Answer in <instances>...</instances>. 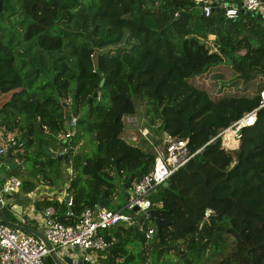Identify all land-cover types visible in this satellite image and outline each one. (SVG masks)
Returning <instances> with one entry per match:
<instances>
[{
  "label": "trees",
  "instance_id": "obj_1",
  "mask_svg": "<svg viewBox=\"0 0 264 264\" xmlns=\"http://www.w3.org/2000/svg\"><path fill=\"white\" fill-rule=\"evenodd\" d=\"M37 1L54 6L53 21L26 36L33 17L24 5ZM221 1L211 0L205 16L195 0H0V137L13 158L31 162V171L45 173L61 162L72 172L64 190L73 216L56 201L40 200V208L53 205L57 220L72 223L100 195L120 196L114 210L122 207L128 196L123 183L138 180L153 163L145 139L132 145L120 138L122 114L141 108L145 130L188 136L195 148L258 105L264 20L240 8L228 19ZM83 71L97 87L78 104ZM168 80L181 90L167 94ZM262 112L264 106L255 124L243 129L232 156L210 143L167 185L151 190L152 218L104 229L109 246L98 252L97 264H264V134L244 135ZM71 115L76 126L93 133L92 154L58 139L60 148H68L66 163L48 155L42 148L47 144L37 139L39 152L31 155L36 132H64ZM21 186L24 193L35 188L26 179ZM205 208L211 209L207 217ZM1 210L13 223L8 208ZM154 218L168 223L157 229ZM148 222L154 232L146 240ZM44 259L53 264L50 255Z\"/></svg>",
  "mask_w": 264,
  "mask_h": 264
},
{
  "label": "built area",
  "instance_id": "obj_2",
  "mask_svg": "<svg viewBox=\"0 0 264 264\" xmlns=\"http://www.w3.org/2000/svg\"><path fill=\"white\" fill-rule=\"evenodd\" d=\"M232 1L234 3L222 0L219 4L223 9L224 16L228 19H234L239 8L255 16L257 14L264 15V2L261 0ZM195 2L203 15L207 16L210 13L212 9L211 0H195ZM263 106L264 87L259 91V102L255 108L243 112L241 116L227 126L220 128L213 136L195 148L191 146L188 136H177L167 130L154 134V132L144 129L143 118L138 114H122L120 121L123 129L120 138L132 145H138L143 138L151 145L153 154L151 169L138 180L129 182L126 192L127 200L122 207L114 210L95 204L91 208L83 209L74 222L63 223L55 218L53 205L45 206L42 208L39 217V222L43 228L40 229L36 226L34 228L46 239L49 247L34 234L0 221V264H49L44 259L45 256L50 255L58 248L76 249L80 252L79 258L90 262V264H97L98 252L109 246V242L101 233L104 229L118 223L136 224L139 214L149 209L148 194L151 190L166 181L174 171L185 165L206 145L218 142L219 148L232 156L233 151L238 149L241 144L243 129L255 124L257 111ZM76 122V115H71L67 129L58 133L57 137L64 140L71 138L75 134ZM10 141L13 142L12 139ZM7 151L8 144L5 143L0 147V162L7 155ZM66 151L68 148L62 147L60 153L64 154ZM20 185V180L14 176L5 175L2 178L0 183V202L2 205H10L13 202L7 197L16 195V190ZM58 203L65 206L66 216H73L71 210L72 197L66 191L62 197L58 198ZM134 207H137L136 211ZM210 213L211 209L205 208L203 216L207 217ZM138 227L143 230L142 223ZM153 232L154 229L148 222V227L143 230L145 239L149 240Z\"/></svg>",
  "mask_w": 264,
  "mask_h": 264
},
{
  "label": "rangeland",
  "instance_id": "obj_3",
  "mask_svg": "<svg viewBox=\"0 0 264 264\" xmlns=\"http://www.w3.org/2000/svg\"><path fill=\"white\" fill-rule=\"evenodd\" d=\"M24 8L33 17V24L31 23L30 26L28 27L26 36H28L29 34H33V33L38 34L37 28L43 29L46 25H48L50 22L53 21L54 6L50 3L46 4L45 2L37 1V2L25 4ZM209 37L212 38L211 36ZM43 38H44L43 35L40 34L39 39L43 40ZM48 42L49 40L44 41L45 44H47ZM87 72L88 71L82 72L83 75L79 81V88L75 94V99L78 101V104H80V102L83 100L86 94H89L90 90L97 87V80L93 81L92 85L89 84L92 78L85 77V74ZM83 81L87 82V85L84 84L85 85L84 87H83ZM168 81L169 82L167 83L168 85L167 94L174 95V93H177L179 90H181L171 80H168ZM7 97H8V94L5 93V95H3V98L6 99ZM136 112L139 115H142L141 108H137ZM263 116H264V112L260 113L259 115L260 122L258 123V125H256L252 129L244 131L245 136L253 137L256 135L264 134V117ZM75 132L77 134V137H74L75 135H73L71 138L68 139L69 143L70 144L72 143L71 147L75 151H83L84 153L89 154V155L92 154V152L94 151L93 133L84 130L81 126H75ZM158 133H161V131H159ZM37 139L43 140L47 144V147L54 150L55 152L59 153V151H61L60 146L56 144V142H58V139H59L57 135L55 133H51V132L44 130V132L42 133L36 132L33 144L29 149L31 155H34L39 152L37 148V143H36ZM2 140H3V143L5 144L4 139ZM41 157L46 158L42 154H41ZM12 160L13 162H16L18 165L17 167L13 168L11 171L7 169L6 164H2L0 166V183H1L2 178L5 177V175L6 176L11 175V176L18 178L20 182L23 179L29 180L35 187H38V188H42V185L50 181L51 184H48V185H52L51 187L58 189L59 187L60 188L66 187L68 179L72 173L70 167H68L66 164L61 163V162L60 163L55 162L51 168H48L47 170L44 171L46 173L45 174V173H42L37 168H34L33 171H31L30 161H20L16 158H13ZM113 180L119 183L118 177L113 178ZM23 193H24V189L20 185V187L16 190L15 194L17 195V198H20L23 195ZM7 198L16 200V198H13L12 196L7 197ZM121 203H122V198L120 196H115L105 205V207L107 209H114L116 208L118 204H121ZM55 254L57 255L59 259H61L63 256L74 257V256H71L74 254L73 249L68 251V250L58 248Z\"/></svg>",
  "mask_w": 264,
  "mask_h": 264
},
{
  "label": "crops",
  "instance_id": "obj_4",
  "mask_svg": "<svg viewBox=\"0 0 264 264\" xmlns=\"http://www.w3.org/2000/svg\"><path fill=\"white\" fill-rule=\"evenodd\" d=\"M231 2L234 3V1ZM210 36L213 37L212 35ZM2 139L3 138L0 137V147L5 145ZM51 186L52 185H48L45 183L44 185H42V188L35 187L31 192L23 193V195L20 198H16V200H12L13 202L10 205H4L8 208L9 215L14 220L13 223L28 227L36 226L42 229L43 227L39 222L40 213L42 211V208L39 207V201L45 199L53 202L56 201L58 203V198L62 197V194L65 192L64 188L59 187L58 189H55L54 187ZM19 200L21 201V212L14 207V204L17 203ZM105 200H107L108 203L111 199H105ZM56 250L53 252V254L57 257V255L55 254ZM64 250L69 251L72 249H64ZM73 251L74 254L71 256L79 257L80 252L76 249H73Z\"/></svg>",
  "mask_w": 264,
  "mask_h": 264
},
{
  "label": "water",
  "instance_id": "obj_5",
  "mask_svg": "<svg viewBox=\"0 0 264 264\" xmlns=\"http://www.w3.org/2000/svg\"><path fill=\"white\" fill-rule=\"evenodd\" d=\"M243 10V9H242ZM248 12V11H247ZM250 13V12H248ZM260 19H264V15L263 14H257L256 15V20L259 21ZM227 64H230V60H227L226 61ZM97 93L98 92H95L93 94V96H97ZM127 98H125L126 100ZM62 106L63 107H67V103L66 102H62ZM39 127L41 129H44V127L42 125H39ZM25 140H23L24 142ZM64 141H62L63 143ZM16 146V144H14ZM45 152L50 155L51 157H56L57 160H64L66 163L69 161V158L67 157V155L65 154H62V153H57L55 151H52L51 149H49L48 147H45L43 146ZM13 157H12V153L10 151H8L7 155L2 159V161L0 162V166L2 164H6L7 166V169L9 171H11L13 168L17 167V163L16 162H13ZM112 162L114 163V160H112ZM129 182H130V178H127L126 181L123 183V193L125 194L127 192V188H128V185H129ZM163 186L167 185V181H164L162 183ZM13 198H17V195H13ZM107 204V200L104 199L103 195H100V200L97 204V206L99 207H105V205ZM2 203L0 202V221L4 222V223H8V224H11L15 227H18L26 232H29V233H32L34 234L35 236L39 237L43 243L49 247V244L48 242L46 241V239L34 228V227H31V226H21V225H18V224H15V223H12V222H9L8 220H6L3 215H2ZM134 210L136 211L137 210V207H134ZM152 218V215H151V212H150V209H148L146 212L144 213H140L139 214V218ZM154 223H155V226L157 229H159L161 226H164L168 223L167 220H164V219H159V218H154L153 219ZM50 256L52 257V260L55 264H64V263H67V264H90V262H87L79 257H69V256H63L61 259L57 258L53 253H50Z\"/></svg>",
  "mask_w": 264,
  "mask_h": 264
},
{
  "label": "bare ground",
  "instance_id": "obj_6",
  "mask_svg": "<svg viewBox=\"0 0 264 264\" xmlns=\"http://www.w3.org/2000/svg\"><path fill=\"white\" fill-rule=\"evenodd\" d=\"M14 207L17 208L21 212V201L19 200L17 203H15Z\"/></svg>",
  "mask_w": 264,
  "mask_h": 264
},
{
  "label": "flooded vegetation",
  "instance_id": "obj_7",
  "mask_svg": "<svg viewBox=\"0 0 264 264\" xmlns=\"http://www.w3.org/2000/svg\"><path fill=\"white\" fill-rule=\"evenodd\" d=\"M59 140H60L61 142H62V141L65 142V141H66V140H64V139H59ZM56 144L60 145L61 143H60V142H56ZM59 152H60V151H59ZM67 153H68V151H66V153H64V154L67 155Z\"/></svg>",
  "mask_w": 264,
  "mask_h": 264
}]
</instances>
